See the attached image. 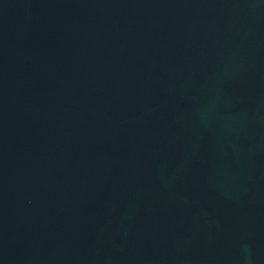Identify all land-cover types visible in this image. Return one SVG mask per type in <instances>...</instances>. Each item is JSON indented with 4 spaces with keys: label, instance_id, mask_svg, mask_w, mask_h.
<instances>
[{
    "label": "water",
    "instance_id": "obj_1",
    "mask_svg": "<svg viewBox=\"0 0 264 264\" xmlns=\"http://www.w3.org/2000/svg\"><path fill=\"white\" fill-rule=\"evenodd\" d=\"M0 264H264V0H0Z\"/></svg>",
    "mask_w": 264,
    "mask_h": 264
}]
</instances>
